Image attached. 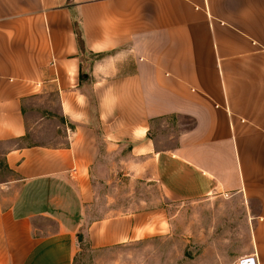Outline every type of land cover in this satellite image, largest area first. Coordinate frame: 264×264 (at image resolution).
<instances>
[{"label":"crops","instance_id":"0c3cea01","mask_svg":"<svg viewBox=\"0 0 264 264\" xmlns=\"http://www.w3.org/2000/svg\"><path fill=\"white\" fill-rule=\"evenodd\" d=\"M103 172L161 198L90 218ZM163 196L226 202L264 264V0H0V264L140 238Z\"/></svg>","mask_w":264,"mask_h":264},{"label":"rangeland","instance_id":"374dc122","mask_svg":"<svg viewBox=\"0 0 264 264\" xmlns=\"http://www.w3.org/2000/svg\"><path fill=\"white\" fill-rule=\"evenodd\" d=\"M7 173L3 166V175ZM107 174H100L98 190L102 196L90 218L104 215L108 193H115V199L125 203L127 210L144 205L145 199L161 198L162 191L152 180L127 177L119 183L117 180L107 183ZM162 198L161 202L148 204L163 214L159 224L149 227L146 235L103 248H94L82 238L73 264H237V250L248 238L240 222L226 221L223 215L217 214L226 209V202Z\"/></svg>","mask_w":264,"mask_h":264},{"label":"built area","instance_id":"2783aa9c","mask_svg":"<svg viewBox=\"0 0 264 264\" xmlns=\"http://www.w3.org/2000/svg\"><path fill=\"white\" fill-rule=\"evenodd\" d=\"M36 88L41 87V83L37 82L36 84H33ZM237 264H260L259 259L257 256H246L243 258H240L237 262Z\"/></svg>","mask_w":264,"mask_h":264}]
</instances>
